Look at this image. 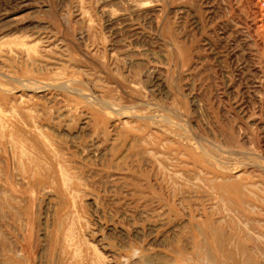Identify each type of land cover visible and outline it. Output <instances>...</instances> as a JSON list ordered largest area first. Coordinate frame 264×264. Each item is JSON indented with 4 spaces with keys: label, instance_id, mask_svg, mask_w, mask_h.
Here are the masks:
<instances>
[{
    "label": "rangeland",
    "instance_id": "rangeland-1",
    "mask_svg": "<svg viewBox=\"0 0 264 264\" xmlns=\"http://www.w3.org/2000/svg\"><path fill=\"white\" fill-rule=\"evenodd\" d=\"M232 239L264 264V0H0V264Z\"/></svg>",
    "mask_w": 264,
    "mask_h": 264
},
{
    "label": "bare ground",
    "instance_id": "bare-ground-1",
    "mask_svg": "<svg viewBox=\"0 0 264 264\" xmlns=\"http://www.w3.org/2000/svg\"><path fill=\"white\" fill-rule=\"evenodd\" d=\"M216 249L221 260L213 257L209 249L202 251L207 259L205 260L207 262L206 264H258L257 261H255L256 253L253 249L249 250L248 246L242 241L232 239L229 242L226 241V243L220 242L217 243ZM223 260H227L228 263Z\"/></svg>",
    "mask_w": 264,
    "mask_h": 264
}]
</instances>
